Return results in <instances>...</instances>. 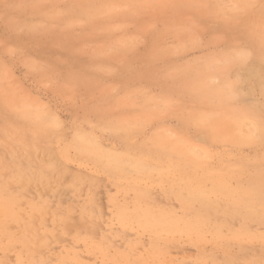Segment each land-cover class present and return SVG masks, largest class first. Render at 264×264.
I'll use <instances>...</instances> for the list:
<instances>
[{
  "label": "rangeland",
  "instance_id": "1",
  "mask_svg": "<svg viewBox=\"0 0 264 264\" xmlns=\"http://www.w3.org/2000/svg\"><path fill=\"white\" fill-rule=\"evenodd\" d=\"M245 1L0 0V264H264Z\"/></svg>",
  "mask_w": 264,
  "mask_h": 264
},
{
  "label": "bare ground",
  "instance_id": "2",
  "mask_svg": "<svg viewBox=\"0 0 264 264\" xmlns=\"http://www.w3.org/2000/svg\"><path fill=\"white\" fill-rule=\"evenodd\" d=\"M70 1V0H69ZM235 1V3L237 4V7H239L240 9H242V8H244L245 6H246V2L247 1H245V0H234ZM235 4V5H236ZM192 28V27H191ZM259 28V29H258ZM258 28H256V29H258V31L256 30L255 31V33H254V35L255 34H259V38L260 39H263V41H264V25H262V26H259L258 25ZM257 32V33H256ZM255 36H258V35H255ZM257 39V38H256ZM263 41H261V42H263ZM34 52V51H33ZM156 62V61H155ZM236 66V65H235ZM85 67V66H84ZM253 79V78H252ZM93 84V83H92ZM248 84V83H247ZM238 89V88H237ZM246 92V91H245ZM253 96V95H252ZM243 99V98H242ZM263 103V102H262ZM150 115V114H149ZM37 118H38V116H37ZM31 120V119H30ZM26 122V121H25ZM38 124V123H37ZM39 125V124H38ZM251 127V126H250ZM11 128V127H10ZM13 128V127H12ZM116 128V127H115ZM249 128V127H248ZM121 129V128H120ZM251 129H252V127H251ZM250 129V130H251ZM48 130V129H47ZM77 130V129H76ZM248 130V129H247ZM39 135V134H38ZM204 137V136H203ZM209 138V137H208ZM82 139V138H81ZM32 141H36V139L35 140H32ZM143 141V140H142ZM26 143V142H25ZM34 144V143H33ZM24 145V144H23ZM89 146V145H88ZM30 148H32V147H30ZM195 151V150H194ZM144 154V153H143ZM5 156V155H4ZM3 156V157H4ZM61 156V155H60ZM217 158V157H216ZM94 159V158H93ZM112 159V158H111ZM120 159V158H119ZM124 159V158H123ZM246 160V159H245ZM112 161L114 162V158L112 159ZM111 161V162H112ZM120 161V160H119ZM122 163V162H121ZM252 163V162H251ZM123 164V163H122ZM76 165V164H75ZM127 165V164H126ZM129 165V164H128ZM208 166V165H207ZM192 170V169H191ZM30 171V170H29ZM235 171V170H234ZM242 172V171H241ZM56 173V172H55ZM119 173V172H118ZM261 173V172H260ZM165 174V173H164ZM58 175V174H57ZM259 175H261V174H259ZM227 176V175H226ZM21 177V176H20ZM264 177V176H263ZM262 177V178H263ZM238 178V177H237ZM258 178L260 179L261 178V176H258ZM142 181V180H141ZM182 182V181H181ZM97 185H99V184H97ZM158 185V184H157ZM30 186V185H29ZM31 187V186H30ZM39 187V186H38ZM258 187V186H257ZM134 190V189H133ZM220 190V189H219ZM56 191V190H55ZM232 191V190H231ZM247 191V190H246ZM192 193V192H191ZM254 193V192H253ZM135 194V193H134ZM169 194V193H168ZM175 194V193H174ZM98 196V195H97ZM125 196V195H124ZM140 198V197H139ZM161 198V197H160ZM5 199V198H4ZM235 199V198H234ZM191 200V199H190ZM1 201V200H0ZM99 203V202H98ZM131 203V202H130ZM138 203V202H137ZM144 204V203H143ZM209 204V203H208ZM7 205V204H6ZM154 205V204H153ZM194 205V204H193ZM231 205V204H230ZM5 206V205H4ZM73 206V205H72ZM93 206V205H92ZM109 206V205H108ZM6 207V206H5ZM130 207V206H129ZM74 209V208H73ZM5 210V209H4ZM65 210H67V209H65ZM174 210V209H173ZM176 210V209H175ZM174 210V211H175ZM186 210V209H185ZM50 212V211H49ZM98 213V212H97ZM4 214V213H3ZM76 216V215H75ZM96 216V215H95ZM204 216V215H203ZM88 217V216H87ZM27 219V218H26ZM197 221H199L198 219H197ZM215 221V220H214ZM243 221V220H242ZM255 221V220H254ZM223 222V221H222ZM197 224V223H196ZM215 224V223H214ZM0 225H2V224H0ZM245 225V224H244ZM226 226V225H225ZM134 227V226H133ZM188 227V226H187ZM220 227V226H219ZM236 228V227H235ZM246 228V227H245ZM258 228V227H257ZM3 229V228H2ZM100 229V228H99ZM188 229V228H187ZM224 229V228H223ZM1 230V229H0ZM3 231V230H2ZM149 231V230H148ZM257 231V230H256ZM136 232V231H135ZM193 232V231H192ZM203 232V231H202ZM129 233V232H128ZM195 233V232H194ZM205 233V232H204ZM127 234V233H126ZM130 234V233H129ZM220 234V233H219ZM30 235H31V233H30ZM191 235V234H190ZM137 236V235H136ZM217 236V235H216ZM236 236V235H235ZM125 237V236H124ZM178 237V236H177ZM227 237V236H226ZM250 237H251V235H250ZM130 239V238H129ZM51 240V239H50ZM54 240V239H53ZM131 240V239H130ZM135 240V239H134ZM224 240V239H223ZM113 243V242H112ZM173 243H175V242H173ZM241 243V242H240ZM256 243V242H255ZM164 244H165V242H164ZM141 246V245H140ZM67 247V246H66ZM145 247V246H144ZM17 248H18V246H17ZM56 248V247H55ZM133 248V247H132ZM197 248V247H196ZM131 250V249H130ZM129 250V251H130ZM61 251V250H60ZM147 252H148V250H147ZM174 254V253H173ZM246 254V253H245ZM79 256V255H78ZM87 257V256H86ZM92 257V256H91ZM180 258V257H179ZM108 259V258H107ZM161 261V260H160ZM49 262V261H48ZM101 262V261H100ZM67 264V263H66ZM85 264V263H84ZM91 264V263H90ZM100 264V263H99ZM162 264V263H161Z\"/></svg>",
  "mask_w": 264,
  "mask_h": 264
}]
</instances>
